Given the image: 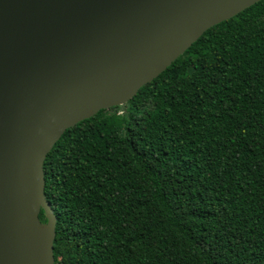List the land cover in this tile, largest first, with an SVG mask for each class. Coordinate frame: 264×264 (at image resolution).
Masks as SVG:
<instances>
[{"label": "trees", "instance_id": "16d2710c", "mask_svg": "<svg viewBox=\"0 0 264 264\" xmlns=\"http://www.w3.org/2000/svg\"><path fill=\"white\" fill-rule=\"evenodd\" d=\"M125 105L46 155L55 264H264V0Z\"/></svg>", "mask_w": 264, "mask_h": 264}, {"label": "water", "instance_id": "95a60500", "mask_svg": "<svg viewBox=\"0 0 264 264\" xmlns=\"http://www.w3.org/2000/svg\"><path fill=\"white\" fill-rule=\"evenodd\" d=\"M258 1L0 0V264H55L43 163L62 133Z\"/></svg>", "mask_w": 264, "mask_h": 264}, {"label": "rangeland", "instance_id": "374dc122", "mask_svg": "<svg viewBox=\"0 0 264 264\" xmlns=\"http://www.w3.org/2000/svg\"><path fill=\"white\" fill-rule=\"evenodd\" d=\"M115 111L118 114H124V113H126V105L123 104V105H120V106H116Z\"/></svg>", "mask_w": 264, "mask_h": 264}]
</instances>
